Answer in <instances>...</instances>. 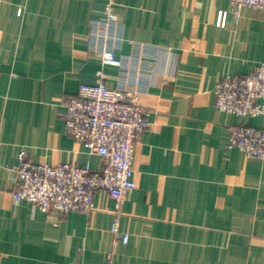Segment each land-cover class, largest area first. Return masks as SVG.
Here are the masks:
<instances>
[{
	"label": "crops",
	"instance_id": "obj_1",
	"mask_svg": "<svg viewBox=\"0 0 264 264\" xmlns=\"http://www.w3.org/2000/svg\"><path fill=\"white\" fill-rule=\"evenodd\" d=\"M0 0V264H264V160L228 148L260 118L219 111L215 86L264 62V10L231 0ZM229 11L225 27L217 25ZM97 23V24H96ZM113 50L122 67L103 62ZM104 82L135 93L149 127L135 148L137 188L96 195L89 214L15 203L21 153L33 164L102 159L65 132V102Z\"/></svg>",
	"mask_w": 264,
	"mask_h": 264
},
{
	"label": "built area",
	"instance_id": "obj_2",
	"mask_svg": "<svg viewBox=\"0 0 264 264\" xmlns=\"http://www.w3.org/2000/svg\"><path fill=\"white\" fill-rule=\"evenodd\" d=\"M116 1H107L102 25L117 24ZM244 8L264 10V0H231V9L237 15ZM228 14L225 10L218 12L219 27L226 26ZM101 57L107 65L122 67L125 63L111 49H103ZM214 93L219 111L241 119H261L259 126H234L227 146L240 150L248 159L263 161L264 62L250 74L224 77L217 82ZM65 105L66 134L89 153L99 156L102 167L94 170L90 165L80 167L75 163L33 164L21 153L10 177L13 201H26L45 213L89 214L96 209V195L105 192L115 202L116 218L111 232L116 242L127 244L129 237L120 232L118 219L123 202L137 188L135 148L149 127L147 113L135 93L111 90L104 82L80 86L78 95L68 98Z\"/></svg>",
	"mask_w": 264,
	"mask_h": 264
}]
</instances>
